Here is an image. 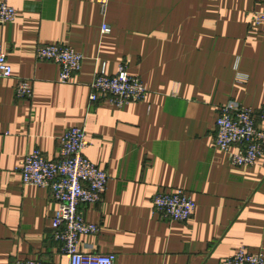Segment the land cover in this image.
Listing matches in <instances>:
<instances>
[{
    "label": "crops",
    "instance_id": "1",
    "mask_svg": "<svg viewBox=\"0 0 264 264\" xmlns=\"http://www.w3.org/2000/svg\"><path fill=\"white\" fill-rule=\"evenodd\" d=\"M8 2L18 17L0 25L13 67L0 80V264H70L53 237L51 191L25 185L17 167L35 149L57 159L73 127L86 131L88 159L111 175L103 199L86 208L100 230L81 237V252L113 253L116 264H220L243 244L264 252V156L235 166L236 148L215 144L221 105H264V25L254 17L264 0H109L104 15L99 0ZM54 43L84 56L68 83L57 63L37 59L39 46ZM123 61L146 99L91 103L96 73L113 75ZM237 62L247 81L237 80ZM20 79L32 80V98L17 97ZM174 189L197 203L188 221L153 211V196Z\"/></svg>",
    "mask_w": 264,
    "mask_h": 264
},
{
    "label": "built area",
    "instance_id": "2",
    "mask_svg": "<svg viewBox=\"0 0 264 264\" xmlns=\"http://www.w3.org/2000/svg\"><path fill=\"white\" fill-rule=\"evenodd\" d=\"M102 14H106L109 0H99ZM18 10L8 0L0 1V25L14 22ZM255 22L264 25V9L254 12ZM102 33H110L111 27L103 23ZM37 59L49 60L60 67V81L68 83L78 73L84 56L72 46L62 43L41 45ZM238 81H247L248 75L237 69ZM13 77V67L7 54L0 49V80ZM147 89L139 76L128 71L127 62L119 65L118 72L110 75L105 66L97 72L92 82L91 103L108 102L117 108L144 101ZM20 98H32L34 86L31 79H20L15 87ZM216 147L232 152L235 166H253L264 156V105L255 109L235 101L221 105L216 119ZM90 146L86 131L81 127L68 129L58 140V158L49 159L35 149L24 156L17 170L25 185L48 188L57 208L53 218V237L60 243L70 264H116L117 255L83 253L80 241L83 235L96 234L100 227L85 218L89 205L103 199L110 173L93 163L85 155ZM155 214L168 221H188L196 211L197 203L183 189L158 191L152 198ZM10 264H44L35 259H18ZM220 264H264V252H252L246 245L223 259Z\"/></svg>",
    "mask_w": 264,
    "mask_h": 264
}]
</instances>
